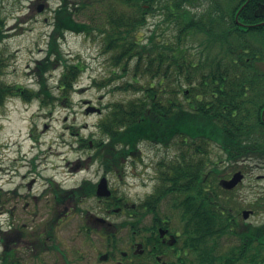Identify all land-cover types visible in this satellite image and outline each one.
Returning <instances> with one entry per match:
<instances>
[{
  "label": "trees",
  "instance_id": "trees-1",
  "mask_svg": "<svg viewBox=\"0 0 264 264\" xmlns=\"http://www.w3.org/2000/svg\"><path fill=\"white\" fill-rule=\"evenodd\" d=\"M247 1L116 0L115 14L109 13L107 22L97 27L113 65L131 77L115 88L135 91L136 96L109 105L99 123L104 137L84 139L85 145L97 150L95 156L110 171L119 167L116 149L129 153L140 140L166 145L173 140L178 158L161 170V179L171 182L168 190L177 191L175 202L186 209L183 217L192 213V246L198 261L191 264H264V222L244 233L249 244L218 251V227L223 226L222 234L236 235L230 230L231 202L214 201L210 192L203 193L200 165L194 160L203 151L211 162L209 149L215 142L224 151L219 160L232 164L231 170L243 161L264 167V0ZM84 4L61 0L54 11L55 31L47 55L37 65L40 89L0 80V109L10 96L51 103L54 96L45 75L53 64L64 67L58 84L61 96L71 93L82 66L64 56L59 39L66 32L93 33L91 23L76 19ZM149 14L163 20L143 42L136 32L148 23ZM4 26L0 14V42L7 36ZM172 27L174 36H169ZM5 65L0 53V78ZM119 77L114 69L110 79ZM144 77L149 80L143 82ZM189 150L197 151L191 153L192 167L186 161ZM188 189H195L194 194Z\"/></svg>",
  "mask_w": 264,
  "mask_h": 264
},
{
  "label": "rangeland",
  "instance_id": "rangeland-1",
  "mask_svg": "<svg viewBox=\"0 0 264 264\" xmlns=\"http://www.w3.org/2000/svg\"><path fill=\"white\" fill-rule=\"evenodd\" d=\"M72 1L76 6L80 2L85 3L77 12L76 19L91 23L95 30L89 35L66 32L59 39L64 56L72 62L79 61L82 66L80 77L71 93L61 96L58 84L64 67L61 63L53 64L45 75L54 96L51 103L43 104L40 98L27 101L21 96H10L0 109V228L6 229L13 222L18 228L28 225L27 231L42 230L51 224L55 212L62 220L55 221L56 239L68 255L72 258L89 248L91 261L84 259L74 264H114L110 257L107 261L99 259L100 254L108 247L106 237L103 236L105 230H101V225L93 226L94 231L90 236L81 231L83 225L92 226L91 223L85 224V212L88 209L91 208L100 217L104 216L103 202H99L97 198L83 199L81 195L78 203L64 211L59 206L64 202H55L52 188L59 186L66 191L75 190L83 181L98 182L106 176L109 188H114L117 196H122L130 204L135 203L138 206L144 194L160 182L159 171L164 164L161 160L168 163V166L172 162L171 155L176 156L179 150L175 143L172 144L173 140L166 145L146 139L148 142L142 141L141 145L138 144L129 153L116 149L119 154V167L114 166L108 171L100 157L95 156L97 150L92 146L86 147L84 139L104 137L99 123L109 111V105L116 101H127L136 94L132 90L115 88L131 77L124 75L122 69L113 65L111 50L105 47L104 36L97 28L107 22L109 13L115 14L113 9L116 0ZM60 4L61 0H0V14L5 19L4 30L7 34L0 42V53L4 55L6 64L0 80L35 91L40 89L41 77L37 65L47 55L49 42L55 31L54 11ZM40 5L43 6L42 11L38 10ZM162 20L159 14H149L148 23L139 27L136 32L138 38L145 42L156 24ZM157 30L164 33L162 27H157ZM173 32L172 27L167 34L174 36ZM114 69L122 77L110 79ZM148 80L147 77L142 79L143 82ZM184 87L189 86L185 84ZM90 105L102 108V112L87 113L86 108ZM218 145L215 142L210 145V157L213 161L219 160L224 154ZM142 148L159 151L153 164L147 168L143 166L142 157L139 155ZM90 155L94 156L90 158ZM164 156H167L166 161ZM158 160L159 168L156 167ZM254 163H246L247 167L242 165L241 169L247 172L245 178L226 198H231L228 201L232 205L235 200L241 202L242 206L248 202L253 203L256 211L249 221L261 224L264 222V210L261 208L264 201V167L255 166L253 169ZM231 165L224 161L219 168L226 170ZM170 186L171 182L165 181L163 188L167 189L166 195L162 194L165 196L158 203L157 212L161 218H169L172 224L176 222L174 226L177 227V223H186L187 214L184 218L186 209L175 202L177 191L168 190ZM179 195L181 199L183 194ZM67 196L62 200L67 201ZM233 212H238L237 207L233 208ZM110 219L112 224L119 226L114 239L126 249L129 241L136 237L134 231L138 228L137 216L130 218L128 215L113 212ZM148 223L149 220H145V224ZM16 238L18 240L19 236ZM217 244L220 252H223L234 248L237 242L234 235H225L217 238ZM19 245L21 249L18 250H22V258L26 260L25 244L19 241ZM192 261H198L194 252Z\"/></svg>",
  "mask_w": 264,
  "mask_h": 264
},
{
  "label": "flooded vegetation",
  "instance_id": "flooded-vegetation-1",
  "mask_svg": "<svg viewBox=\"0 0 264 264\" xmlns=\"http://www.w3.org/2000/svg\"><path fill=\"white\" fill-rule=\"evenodd\" d=\"M142 141L148 142L146 139L141 140L140 145ZM139 152V155L142 157L141 161L143 166L146 168L148 165L153 164L159 154V151L157 152L156 150L143 149ZM186 152L187 154H190L186 159L188 166L192 167L196 162H199L202 175V180L200 182L204 194H206L209 190V161L207 154L203 151L196 154L197 156L194 158V164L191 153L197 151L189 150ZM141 153L144 156H142ZM198 155L201 156L199 157ZM92 156L90 155V158ZM177 158L178 154L176 156L171 155V161L175 162ZM164 159L166 161L167 156H164ZM159 162L160 160L157 162V168H159ZM167 164L168 163L164 162L162 165L163 168H165ZM220 166L221 163L216 162V165L212 167V170L220 171ZM255 166L256 164L254 163L253 169ZM159 178L160 182L155 185L152 190L144 194L138 206H136L135 203L130 204V202L122 196H117L114 188H111V198L97 196V182L93 181L94 185H92L91 182L83 181L78 188H75V190L72 189L65 191L61 190L62 187L59 186H56L55 188L53 187L52 189H57V191L54 190V199L55 202L59 204L64 202L63 205H59L63 207L64 211L75 203H78L79 199L82 198L81 195L83 196V199L97 198L99 202H103L102 215L104 214V216L100 217L98 216L100 214L97 215L92 212L91 208L88 209L85 212V224L91 223L92 226L83 225L81 228V231H84L86 236L91 235V232L94 231L93 226L96 225H101V230H105V235L103 236L106 237L108 247L100 254L99 259L103 254H108V258L110 257L114 264H191L193 255L192 213H187L186 223L184 225L181 224V222L180 224L177 223V227L174 226L176 225V222L172 224L169 218H161L158 215L157 205L166 195L165 191L167 190L166 188L165 190L163 188L165 183L161 179V171H159ZM198 178L199 176H196V179ZM222 178L223 175L218 173V183H220ZM80 190H82L83 193H79ZM188 191L189 193L194 194L195 189H188ZM164 193L165 195H162ZM78 194H80V196ZM66 195H68L67 201L62 200ZM212 195H215V192H212ZM108 202H111V204ZM114 203H117V205H114ZM237 209V213L231 211L234 215H230V230L236 233L235 239L237 245H241L245 242H248L249 244V240L244 233L250 230L253 231L256 224L249 221V219H244L243 211L252 210L254 214L256 210L251 202H248V204H244L243 206L241 203L238 205ZM54 210L56 211V206ZM113 212L128 215L130 218H133L134 216H137L138 218V228L134 231L136 237L129 241L126 249H123L122 246L118 244L119 241L114 239V235L119 230V226L117 224H112L111 222L110 217ZM222 212L224 211L222 210ZM52 216L54 217L50 222L51 224L46 225L42 230L34 229L27 231L26 227H28V225H21V228H18L17 226H14L13 222H10L6 229H2L3 227L0 228V264H74L84 259L90 262L91 254L89 248H87L84 253L82 252L81 255L76 254L71 258L66 250L57 242L56 234L54 232L55 221L62 220L58 217L60 215H56L55 212ZM145 220H149V223L145 224ZM32 227L33 226H30V228ZM222 227L223 226L218 227L217 233L222 234ZM17 235L19 236L18 240L16 238ZM242 236H244V239H242ZM223 237L224 235H221V238ZM19 241H22L25 244L26 249L24 250V256L26 260L22 258V250H18L21 249L19 247ZM255 242L256 241H253L252 244ZM217 248L220 251L219 246H217Z\"/></svg>",
  "mask_w": 264,
  "mask_h": 264
},
{
  "label": "water",
  "instance_id": "water-1",
  "mask_svg": "<svg viewBox=\"0 0 264 264\" xmlns=\"http://www.w3.org/2000/svg\"><path fill=\"white\" fill-rule=\"evenodd\" d=\"M262 8L264 9V5L262 6ZM42 9H43V6H40L39 10L41 11ZM94 111L101 112V109L97 108L95 106H89L88 108H86L87 113L94 112ZM243 177H244V174L241 171L236 172L232 176V178L224 179L222 181V185L226 188H233L235 185H237V183L239 181H241L243 179ZM97 195L102 196V197L111 196V190L109 189L108 180L106 177L101 178L100 182L98 183ZM249 215H250V211H244V217L245 218H247ZM107 257H108V255L104 254L101 256V259L105 260V259H107Z\"/></svg>",
  "mask_w": 264,
  "mask_h": 264
}]
</instances>
